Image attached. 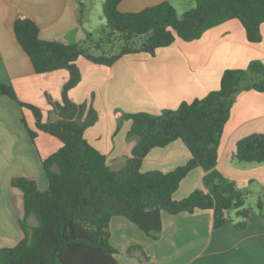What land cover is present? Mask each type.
<instances>
[{"label":"crops","instance_id":"1","mask_svg":"<svg viewBox=\"0 0 264 264\" xmlns=\"http://www.w3.org/2000/svg\"><path fill=\"white\" fill-rule=\"evenodd\" d=\"M162 1L172 4L178 14L195 5L193 0H120L118 9L136 12ZM85 2L97 11L103 0H0V82L10 84L21 102L38 107L43 121L60 119L54 104L61 100L68 72L36 73L15 38L13 22L29 18L38 25L42 40L89 47L87 34L97 38L104 19L101 15L96 21L89 15L86 22ZM260 34L259 42L248 41L244 27L234 18L206 30L198 39L176 38L156 49L154 55H124L110 66L80 56L76 60L80 81L68 91V97L80 107L82 117L90 105L96 112L84 138L105 156L112 170L122 168L136 142V138L127 137L130 121L121 119L124 113L158 114L162 109H175L183 101L202 98L217 89L225 69L244 68L253 59L264 63V23ZM27 128L36 131L33 141ZM251 133H264V92L245 90L236 96L224 125L216 163L217 170L242 189L253 182L264 186V162L237 163L232 159L236 142ZM60 145L56 137L36 129L28 108L0 94L1 246L9 247L6 243L12 238H23L19 225L23 196L11 184L12 178H29L39 190H45L47 179L41 161ZM189 157L185 145L174 141L151 149L140 169L168 172ZM203 175L201 168L191 170L173 198L180 200L195 189H203ZM226 214L228 217L230 211ZM161 221L159 237L152 239L126 218L113 216L109 232L117 251L116 264H264V216L260 211H251L242 229L235 228L230 218L214 229L212 210L162 212ZM28 222L36 224L31 223V217ZM132 246L140 249L126 253Z\"/></svg>","mask_w":264,"mask_h":264},{"label":"trees","instance_id":"2","mask_svg":"<svg viewBox=\"0 0 264 264\" xmlns=\"http://www.w3.org/2000/svg\"><path fill=\"white\" fill-rule=\"evenodd\" d=\"M194 6L178 14L168 1L136 12H121L120 0H103L104 24L99 36L87 34L89 47L77 43L46 41L39 38L38 25L29 18L13 22L15 38L29 57L36 73L57 69L68 72L61 100L54 105L60 119L43 121L40 109L21 102L10 84L0 82V94L8 96L34 117L37 130L56 137L60 147L41 161L47 188L39 190L26 177H13L11 184L22 192L23 215L19 219L23 238L12 247L0 248V264H116V249L110 243L109 224L122 216L148 237L157 239L162 230L161 213H192L212 210L214 229L222 227L227 212L233 210L234 227H245L250 211L244 207L247 191L223 176L216 168L223 128L236 96L245 90L264 92V63L249 61L244 68H227L219 87L202 98L183 101L175 109L158 114L124 113L130 121L127 137L136 138L124 166L112 170L104 155L84 138V130L96 119L90 105L84 117L68 91L80 81L76 60L83 56L93 63L110 66L128 54L148 53L172 44L176 38L192 41L208 29L237 19L250 42L261 40L264 0H193ZM117 45L115 54H95L102 45ZM22 122L23 119H22ZM119 126V125H118ZM30 139L36 131L27 128ZM181 141L190 157L171 171H141L140 166L153 148ZM232 159L237 163L264 162V133H251L235 144ZM201 168L203 189L186 197L173 198L182 179ZM257 208L264 216V201ZM34 217V226L28 219ZM138 246L130 247L126 253Z\"/></svg>","mask_w":264,"mask_h":264},{"label":"rangeland","instance_id":"3","mask_svg":"<svg viewBox=\"0 0 264 264\" xmlns=\"http://www.w3.org/2000/svg\"><path fill=\"white\" fill-rule=\"evenodd\" d=\"M83 13L85 15L84 18L86 19V22H87L89 15H91L92 19L96 20V21L99 19V16L102 15L100 9L97 11L96 10L94 11L92 9L91 5L89 3L86 4V2L84 3ZM91 52L95 53V54L105 53L106 55L115 54L117 52V45H115V44L112 46L102 45V46H100V50L95 51L94 49H92ZM243 189L247 191L246 196H245L244 207L248 208L250 212L253 211L255 213H258L259 210H258L256 204H257L258 199L264 201V186L260 183L253 182L252 184H249L248 187L243 188ZM227 218L228 219L230 218L233 221L237 219L235 216V212L233 210H230V215ZM31 223L32 224L36 223V220L34 217H31ZM18 242H19L18 240L15 241V238H12V240H9L6 243L7 244L6 246L12 247ZM4 246L5 245H2V246L0 245V248L4 247Z\"/></svg>","mask_w":264,"mask_h":264},{"label":"built area","instance_id":"4","mask_svg":"<svg viewBox=\"0 0 264 264\" xmlns=\"http://www.w3.org/2000/svg\"><path fill=\"white\" fill-rule=\"evenodd\" d=\"M263 224H264V222H263Z\"/></svg>","mask_w":264,"mask_h":264}]
</instances>
